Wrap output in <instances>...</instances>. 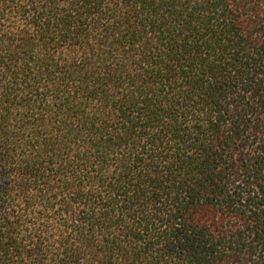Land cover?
Masks as SVG:
<instances>
[{
    "label": "trees",
    "instance_id": "obj_1",
    "mask_svg": "<svg viewBox=\"0 0 264 264\" xmlns=\"http://www.w3.org/2000/svg\"><path fill=\"white\" fill-rule=\"evenodd\" d=\"M0 264H264V0H0Z\"/></svg>",
    "mask_w": 264,
    "mask_h": 264
}]
</instances>
